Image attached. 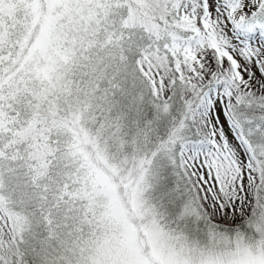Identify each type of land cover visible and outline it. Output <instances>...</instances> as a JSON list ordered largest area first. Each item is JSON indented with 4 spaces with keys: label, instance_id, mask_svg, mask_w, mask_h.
I'll return each mask as SVG.
<instances>
[{
    "label": "snow or ice",
    "instance_id": "6c2138e0",
    "mask_svg": "<svg viewBox=\"0 0 264 264\" xmlns=\"http://www.w3.org/2000/svg\"><path fill=\"white\" fill-rule=\"evenodd\" d=\"M0 264H264V0H0Z\"/></svg>",
    "mask_w": 264,
    "mask_h": 264
}]
</instances>
